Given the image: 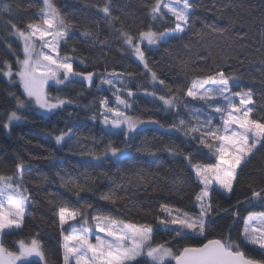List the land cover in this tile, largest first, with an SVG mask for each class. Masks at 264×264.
I'll return each instance as SVG.
<instances>
[{
  "label": "trees",
  "instance_id": "1",
  "mask_svg": "<svg viewBox=\"0 0 264 264\" xmlns=\"http://www.w3.org/2000/svg\"><path fill=\"white\" fill-rule=\"evenodd\" d=\"M53 2L71 25L67 41L60 44L61 56L73 58L75 71L94 75L91 84L70 77V82L49 85L50 96L71 103L48 116L36 112L29 102L18 107L17 98L25 102L22 88L15 75L9 79L3 74L7 70L5 62L12 65L14 73L18 71L16 61L23 55L11 25L23 30L28 23L38 22L43 4L41 0H0L3 7L11 5L10 12L0 13V175H14L16 165L22 162L23 184L31 194L24 225L3 238L5 247L16 251L18 240L35 237L43 243L48 264H64L58 218L59 206L64 204L76 209L92 205L86 210L89 217L100 212L124 222L149 224L154 242L166 243L174 253L184 246H200L229 230L234 239L238 238L243 218L249 213H264V203L249 199L252 190L264 188V149L259 146L243 161L229 196L213 191V204L219 214L213 212L215 223L205 235L177 237L159 225L157 217L161 214L159 205L165 203L195 212L194 193L201 185L191 164L215 162L212 150L178 130L181 119L195 123L192 116L196 110L203 113L201 120L211 115L215 126L222 124L219 114L186 97V88L194 77L217 68L235 75L237 82L232 91L250 92L251 118L264 122V0H189L191 13L186 31L155 48L144 47L149 72L133 58L123 33L135 40L150 29L174 31L173 16L164 13L153 17L151 9L156 0ZM105 7L108 13L103 11ZM152 72L156 73L157 83L152 80ZM107 79H113V85L103 82ZM129 91L178 99L174 108H168L149 96L134 94L130 98ZM117 95L128 101L133 118L158 121L163 127L135 131L130 137L124 131L105 130L100 124L104 112L101 101L106 99L108 107L114 108ZM12 111L24 121L7 129ZM65 133L68 136L58 144L54 138ZM109 143L127 148L129 154L93 160V154H102ZM189 155L191 163L186 158ZM138 174L144 178L137 179ZM69 179L78 181L83 190L77 192L66 185ZM110 190L118 197L115 202L102 199ZM237 211L239 218L233 224L232 213ZM241 247L246 254L262 258L259 250L243 244Z\"/></svg>",
  "mask_w": 264,
  "mask_h": 264
},
{
  "label": "snow or ice",
  "instance_id": "2",
  "mask_svg": "<svg viewBox=\"0 0 264 264\" xmlns=\"http://www.w3.org/2000/svg\"><path fill=\"white\" fill-rule=\"evenodd\" d=\"M42 4L38 22L28 23L23 30L15 24L11 25L15 34L23 41L24 58H17L18 71L15 73L12 65L5 62L7 70L3 74L9 79L15 75L23 86L25 99L45 112H52L70 104L71 101L50 96L46 91L50 80L54 84H64L65 81L70 82V77H80L91 84L94 73L75 71L73 58L67 54L61 56L60 44L67 41L71 25L60 14L53 0H42ZM162 6L175 18V30L156 32L150 29L141 32L139 39L146 40L149 45L178 39L177 34L184 32L188 26L191 11L188 0H183L182 3L181 0H170L168 4H164L163 0H156L151 9L154 18L164 15ZM10 10L11 5H5L0 9V13ZM103 11L108 13L109 10L105 7ZM123 36L125 42L132 46L134 37L128 33H123ZM134 51L147 68L148 64L139 44H135ZM115 78L119 79V74H116ZM156 78V73L152 72V79ZM236 78L235 75L226 74L217 68L215 72L209 71L206 75L194 77L186 88V97L201 102L211 112L219 114L222 124L215 126L211 115L201 120L203 113L199 110L192 116L195 123H186L183 119L179 121L178 130L212 150L215 162L191 164L197 183L201 185L200 190L194 193L195 212H186L167 203L159 205L161 214L157 217V223L177 237H184L188 233L205 235L208 227L215 223L213 212L219 214L213 204V191L232 193L234 182L237 180V170L241 168L242 161L251 157L257 146L264 149V122L251 118L253 108L248 105L253 101L250 92L232 91L231 82ZM103 82L113 85V79ZM159 83L163 85L164 81L160 80ZM127 95L132 96L133 93L129 91ZM151 95L155 96L156 93ZM177 99L176 96L159 97L168 108H174ZM116 101L125 108L129 107L128 101L119 95L116 96ZM101 104L104 108L101 113L103 123L113 129L126 126L127 132L132 133L138 125L159 123L133 119L118 107H108L106 99L102 100ZM17 105L23 107L24 101L17 98ZM8 119L11 122L19 120L20 116L17 111H12ZM65 135L57 136L56 142L61 143ZM123 154L121 148L109 143L102 154H93L92 158L100 161L105 157L112 158ZM186 158L191 163V155ZM23 167L20 162L16 165L14 175H0V264H36L30 259L33 257L38 258L40 264H48L43 243L35 237L27 241L18 240L16 251L5 247L3 238L23 227L30 200L31 194L23 184ZM143 178L142 175H137V179ZM65 184L71 185L77 192L83 190L78 181L69 179ZM117 198L112 190L102 195V199L111 202H115ZM249 199L264 203V188L252 190ZM88 208H92V205L87 204L83 209L71 208L66 204L59 206L58 218L62 235L65 225L76 227V224L71 223L73 221L81 227L80 231L63 236L64 264H165L169 257L175 264H264V213H249L243 218V227L236 239L229 230L227 233H221L218 238L207 239V242L200 246H184L174 253L166 243L154 242L151 225L126 223L100 212L89 218L86 211ZM238 218V211L232 213L233 224ZM89 219L96 229L95 234L90 232L92 225L89 224ZM100 233H103V236ZM242 244L259 250L262 258L257 259L246 254Z\"/></svg>",
  "mask_w": 264,
  "mask_h": 264
},
{
  "label": "rangeland",
  "instance_id": "3",
  "mask_svg": "<svg viewBox=\"0 0 264 264\" xmlns=\"http://www.w3.org/2000/svg\"><path fill=\"white\" fill-rule=\"evenodd\" d=\"M41 1H42V0H41ZM169 2H170V0H163V3H164V4H168ZM182 2H183V0H181V3H182ZM188 2H189V0H188ZM189 4H190V2H189ZM0 9H3V6H2L1 4H0ZM161 11H162L163 13H166V14L171 15V13L167 12V10H166L165 8H163V6L161 7ZM190 13H191V11H190ZM190 13H189V15H190ZM171 16H172V15H171ZM186 28H187V27H185L184 32L186 31ZM172 32H173V31H172ZM184 32H182V33H184ZM182 33H178L177 35L180 36V35H182ZM14 36H15V38L17 39V41L21 44V46H22V48H23V41H22V40H21L16 34H14ZM38 43H39V42H38ZM135 44H139L143 52H144V47L155 48V47L159 46L160 44H152V45H149V44L147 43L146 40H145V41H141V40L139 39V37H138L137 39L134 40V43H133L132 46H130V45L127 44V45L132 49V51H133V58H134V59H135L140 65H142V67H143V69H144L145 71L149 72L148 67L146 68V67L144 66V62L141 61V60L139 59V57L136 55V53H135V51H134V46H135ZM23 58H24V56L22 55V59H23ZM79 79H81V80L85 81L87 84H89V83H88L86 80H84L83 78H80V77H79ZM152 80H153V79H152ZM16 82L21 86L22 91H23V93H24L23 86H22V84L20 83V81H19L18 78H17ZM153 82H154V83H157V79H156V80H153ZM236 82H237V79H235V80L232 81L231 83H232V85H234ZM91 83H92V82H91ZM51 84H54V82L50 80V81L48 82V85L46 86V91H47V87H48L49 85H51ZM55 85H62V84H55ZM134 94H141V95L149 96V97H152V98H155V99H158V100H159V97L151 95L150 92H138V93H134ZM134 94H133V95H134ZM133 95H132V96H133ZM24 96H25V95H24ZM132 96H129V97L131 98ZM234 99L238 100V98H234ZM27 102H29V103L31 104L30 106H32L33 109H34L36 112H38V113H40V114H42V115H45V116H48V115L52 114L54 111L57 110V109H55V110H53L52 112H45L44 110L39 109L38 106H36L33 102H31V101L25 99L24 104H26ZM116 103H117V106H115L114 108H117V107H118L121 111L125 112V113L127 114V116L132 117V116L130 115V113H129V110H130V105H129V103H128L129 107H127V108H125L124 105L118 104L117 101H116ZM107 106H108V105H107ZM248 107H251V104L248 105ZM112 108H113V107H112ZM18 116H20V115L18 114ZM132 118H133V117H132ZM133 119H135V118H133ZM23 121H24V119H23L21 116H20V119H19V120H13V121H11V122H9V119H8V122H7V124H6V128L9 129V127H10L12 124L22 123ZM100 124H101V126H102L105 130L112 131V132L124 131V132L126 133L127 137H130V136L132 135V133H128V132H127V128H126V126H122V127L119 128V129H113V128H111L110 126H106V125H104V123H103V116H102V118H100ZM65 134H66V135H65V138H66V137L68 136V133H65ZM65 138H64V139H65ZM54 139L56 140V137H55ZM59 144H60V143H59ZM257 147H258V146H257ZM122 150H123V152H124L123 155H120V156H117V157H112V158H121V157H124V156H126V155L129 154V150H128L127 148H124V149H122ZM105 158H106V157H105ZM103 159H104V158H103ZM242 163H243V161H242ZM242 163H241V165H242ZM238 170H239V169H238ZM238 170H237V173H238ZM221 191H222V190H221ZM225 194L229 196L231 193H230V194H229V193H225ZM258 214H259V213H258ZM25 216H26V215H25ZM89 218H90V217H89ZM119 221H121V220H119ZM71 223H72V224H76V227H75V228H70L69 225H65V226H64L63 236H64V235H69V234H71V232H73V231H80V230H81V227H80L79 224H77V222L73 221V222H71ZM126 223H128V222H126ZM89 224L92 225V226L90 227V232H92L93 234H95V233H96V229H95L94 225L92 224L91 219H89ZM17 230H19V229H17ZM100 235L103 236V233H100ZM63 243H64V239H63ZM69 243H71V242H69ZM30 259H31V260H37V261H38V258H35V257L30 258ZM169 261H170V262H173L174 260H172V259L169 257V258L166 259L165 264H166L167 262H169Z\"/></svg>",
  "mask_w": 264,
  "mask_h": 264
},
{
  "label": "water",
  "instance_id": "4",
  "mask_svg": "<svg viewBox=\"0 0 264 264\" xmlns=\"http://www.w3.org/2000/svg\"><path fill=\"white\" fill-rule=\"evenodd\" d=\"M151 127H160L158 124H145V125H138L136 131H142L145 130L147 128H151ZM172 264H175V261L172 262Z\"/></svg>",
  "mask_w": 264,
  "mask_h": 264
}]
</instances>
